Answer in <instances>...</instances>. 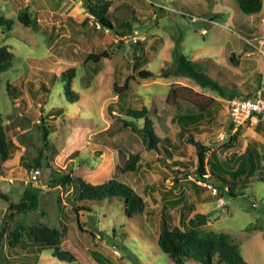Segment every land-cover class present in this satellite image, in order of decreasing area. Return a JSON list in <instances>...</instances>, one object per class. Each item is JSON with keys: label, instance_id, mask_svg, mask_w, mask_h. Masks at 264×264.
I'll return each instance as SVG.
<instances>
[{"label": "rangeland", "instance_id": "obj_1", "mask_svg": "<svg viewBox=\"0 0 264 264\" xmlns=\"http://www.w3.org/2000/svg\"><path fill=\"white\" fill-rule=\"evenodd\" d=\"M86 1L98 0H0V15L14 19L10 31L0 28V44L14 55L9 69L0 73V115L15 144L0 174V193L9 201L16 202L28 186L25 163L42 146V119L49 130L42 167L32 182L39 188L36 209L7 219L10 202L0 196V264H174L156 239L162 214L177 225L182 205L193 207L187 217L206 216L198 230L229 234L247 262L264 264V182L249 178L250 186L243 188L239 176L233 183L237 196H229L214 178L205 175L204 182L196 176L195 148L185 141L192 133L209 147L208 157L227 169L236 168L234 157L249 144L264 166V116L235 124L228 101L216 91L185 76L163 75L184 56L235 97L264 88V0L254 15L242 13L235 0H105L117 20L131 22L133 31L127 35L86 20ZM23 9L34 22L29 27L15 20ZM115 23L117 32L125 31L120 21ZM102 51L109 57L86 61ZM71 70V77H63ZM139 70L154 76L144 79L136 75ZM127 80L128 88L118 94ZM143 106L164 140L159 152L123 124L127 107ZM201 109L209 114L184 129L177 116ZM232 133L236 141L225 145ZM131 154L138 156L137 170L118 174L143 198L142 215L128 217L116 197L76 203L91 207L88 213L68 203L69 189L46 184L51 168L102 183ZM36 223L57 227L61 249L75 260H59L48 246L22 250L7 244L16 225Z\"/></svg>", "mask_w": 264, "mask_h": 264}, {"label": "trees", "instance_id": "obj_2", "mask_svg": "<svg viewBox=\"0 0 264 264\" xmlns=\"http://www.w3.org/2000/svg\"><path fill=\"white\" fill-rule=\"evenodd\" d=\"M235 1L239 10L246 15L258 14L263 8L262 0ZM110 6L111 2L105 0H98L96 2L86 1L85 8L88 14L86 20L91 19L102 29L116 32V34L119 35L130 34L133 31L131 22L129 20H117ZM15 20L25 27H29L34 23L30 14L24 9L17 13ZM114 21H120L119 24L125 31L117 32L116 23ZM13 23L14 19H9L0 15L1 30L10 31ZM13 57L14 55L9 47L0 44V73L9 69ZM108 57V53L102 51L100 53L89 54L86 61L97 63L100 59ZM163 71L165 78L171 76H185L191 78V80L202 88L210 87L212 90L216 91L221 98L227 101L235 98V92H227L226 87L213 79L200 67V65L187 60L184 56L178 57L174 68ZM62 75L63 77L69 78L73 75V72L72 70L67 73L63 72ZM136 75L147 79L153 77L154 73L149 70H139ZM129 78L134 79L135 77L130 76ZM128 80L125 81L124 86L118 90V94L128 88ZM68 84L66 89H68ZM114 87L117 89L116 85H114ZM6 89L10 91L8 83H6ZM69 94L71 96L74 95L71 94L70 91ZM253 96L254 93L247 94L243 97L250 98ZM206 114H209V111L201 109L197 112L179 115L177 119L184 129L189 130V127L194 128L196 127L195 125H199ZM125 116L128 119H123V124L125 126H130L132 130L140 133L148 149L159 152L160 144L163 145L164 140L156 133L153 120L151 116L148 115V109L145 106L141 108L127 107L125 109ZM259 117L261 116L258 115V118ZM137 120L142 121V125L139 128L135 122ZM43 123L44 121L42 119L41 126H38L42 131V146L37 150L36 155L32 157L29 162L25 163L28 173V186L23 189L21 196L16 202L9 201L6 195L0 193V196L4 198L5 201L10 202H8L9 213L6 216L7 219L12 218L15 214L30 211L37 207V194L39 188L32 185V182L35 180L32 178V174H38L37 171L42 167L41 157L43 155V149L47 144L49 130ZM230 128H234V123H231ZM8 129L9 126L3 123V118L0 115V174L2 164L11 158L13 149H15V144L7 136ZM236 139L235 133L230 134L225 145H231ZM185 141L195 148L197 161L194 171L196 176L204 182L208 181L207 177L214 178L217 181L219 190H223L226 187L229 196L233 198L237 196L233 191V183L239 176H243L241 184L243 188L250 186L251 183L249 182V178L255 177L256 179L254 181L264 182V166L261 164L262 156L257 149L249 146V144H247L245 150L241 154L234 157V162L237 164L236 168L230 167V169H227L226 166H222L208 157L207 152L209 147L195 140L192 133L185 137ZM162 149L166 152L167 156L171 157L166 146ZM210 155L216 158L213 151H211ZM137 160L138 156L133 154L125 159L122 158V166H116L115 169L117 171L114 172V176L98 184H92L79 176H73L71 172L57 171L51 168L46 184L52 189H69L72 199L67 198V201L72 205H76L79 201H100L105 198L116 197L120 198L119 200L122 201L124 213L128 215V217H132V215L136 214L142 215L146 207L143 198L132 186L123 182L118 174L135 172L138 168V165H136ZM46 166L50 167L48 164H46ZM205 175L208 176L205 177ZM60 202L61 201L58 200V203ZM76 207L85 209L88 213L91 211V207L84 206V204L76 205ZM192 210L193 207L191 205H182L179 208L177 225L167 221L168 218H170L169 214H162L156 243L158 248L165 253L174 264H187L189 262H198L200 264H250L244 259L240 252L239 245L232 240L229 234L198 230V225L206 221V216L194 213L192 216L187 217V214L191 213ZM185 221L187 222L185 223ZM4 228L2 231L6 232ZM7 244L10 247L22 250L27 247H35L39 250L43 246H48L52 248L53 256L59 260L70 262L75 260L69 251L61 249L60 230L57 227H50L44 223H36L29 226L16 225L13 230L9 231Z\"/></svg>", "mask_w": 264, "mask_h": 264}, {"label": "built area", "instance_id": "obj_3", "mask_svg": "<svg viewBox=\"0 0 264 264\" xmlns=\"http://www.w3.org/2000/svg\"><path fill=\"white\" fill-rule=\"evenodd\" d=\"M228 112L235 124H240L249 119L256 120L258 115L264 116V88L260 87L250 98L235 97L228 101ZM37 173L32 174L35 179Z\"/></svg>", "mask_w": 264, "mask_h": 264}, {"label": "water", "instance_id": "obj_4", "mask_svg": "<svg viewBox=\"0 0 264 264\" xmlns=\"http://www.w3.org/2000/svg\"><path fill=\"white\" fill-rule=\"evenodd\" d=\"M94 230H97V229H94Z\"/></svg>", "mask_w": 264, "mask_h": 264}, {"label": "crops", "instance_id": "obj_5", "mask_svg": "<svg viewBox=\"0 0 264 264\" xmlns=\"http://www.w3.org/2000/svg\"><path fill=\"white\" fill-rule=\"evenodd\" d=\"M252 31H254V30H252Z\"/></svg>", "mask_w": 264, "mask_h": 264}]
</instances>
